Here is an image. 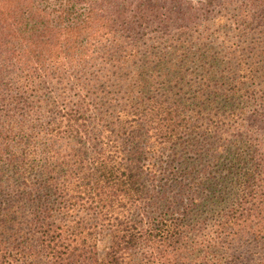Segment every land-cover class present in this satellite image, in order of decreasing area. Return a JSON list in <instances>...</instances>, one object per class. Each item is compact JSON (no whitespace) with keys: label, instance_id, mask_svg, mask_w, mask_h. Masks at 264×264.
I'll use <instances>...</instances> for the list:
<instances>
[{"label":"trees","instance_id":"16d2710c","mask_svg":"<svg viewBox=\"0 0 264 264\" xmlns=\"http://www.w3.org/2000/svg\"><path fill=\"white\" fill-rule=\"evenodd\" d=\"M171 8L0 0V264H264V184L247 182H264V61L224 111L219 92L156 89L181 63L134 41Z\"/></svg>","mask_w":264,"mask_h":264},{"label":"rangeland","instance_id":"374dc122","mask_svg":"<svg viewBox=\"0 0 264 264\" xmlns=\"http://www.w3.org/2000/svg\"><path fill=\"white\" fill-rule=\"evenodd\" d=\"M251 2L169 0V4L174 5V8L168 11L172 18L170 26L162 29L159 25H153L155 28L143 30L134 41L138 58L145 60L148 58L145 56H151L148 59L156 61V55L166 51L167 60L181 63L178 69H171L167 65L165 72L168 74L157 79L154 83L156 89L170 87L174 92L180 93L177 97H181V100L194 97L199 92L210 95L219 92L217 104L222 111L224 108L233 107L234 100L236 105H239L241 98H229V102H226L227 97L223 92H233L231 83H236L235 79L240 82L238 84H243L244 79L239 72H244V66L251 63L256 66L264 61V24L256 23V16H251L255 12L256 15L261 14L260 10L251 9ZM255 4L259 6L258 1ZM181 18H186L182 20L185 21L184 24L189 25L185 31L174 27ZM191 33L194 36L190 37ZM240 67L242 69L237 72ZM258 81L259 84L264 83L262 78ZM232 131L231 129L230 132ZM242 133L245 134L244 131ZM238 139L237 145L242 144L243 140L244 145H247L250 141L260 142L263 136L254 134L253 138L249 136L241 139L242 141ZM260 145V148L264 149V140ZM255 180L253 181L251 176L247 182L251 183L253 188L263 186L264 182L257 183Z\"/></svg>","mask_w":264,"mask_h":264}]
</instances>
